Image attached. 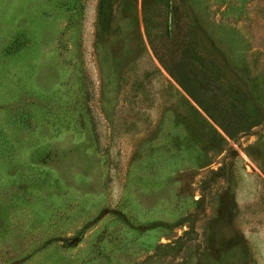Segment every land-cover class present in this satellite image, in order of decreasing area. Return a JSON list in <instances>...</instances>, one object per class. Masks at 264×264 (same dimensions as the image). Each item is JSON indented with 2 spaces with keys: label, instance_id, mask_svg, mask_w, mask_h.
<instances>
[{
  "label": "rangeland",
  "instance_id": "rangeland-1",
  "mask_svg": "<svg viewBox=\"0 0 264 264\" xmlns=\"http://www.w3.org/2000/svg\"><path fill=\"white\" fill-rule=\"evenodd\" d=\"M0 264H264V0H0Z\"/></svg>",
  "mask_w": 264,
  "mask_h": 264
}]
</instances>
